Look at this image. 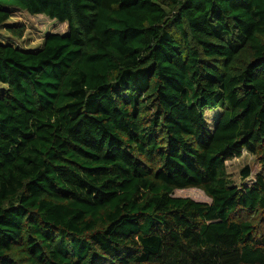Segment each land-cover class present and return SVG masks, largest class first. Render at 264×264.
Masks as SVG:
<instances>
[{
    "label": "trees",
    "instance_id": "trees-1",
    "mask_svg": "<svg viewBox=\"0 0 264 264\" xmlns=\"http://www.w3.org/2000/svg\"><path fill=\"white\" fill-rule=\"evenodd\" d=\"M16 11L67 31L0 41V264H264V175L226 172L264 165V0H0L22 39Z\"/></svg>",
    "mask_w": 264,
    "mask_h": 264
},
{
    "label": "rangeland",
    "instance_id": "rangeland-1",
    "mask_svg": "<svg viewBox=\"0 0 264 264\" xmlns=\"http://www.w3.org/2000/svg\"><path fill=\"white\" fill-rule=\"evenodd\" d=\"M8 24L23 26L25 28L22 39L15 38L7 32L6 28L0 29V41H9L15 46L26 50H34L40 47L44 37L50 33L65 34L67 25L60 24L55 20H50L43 15H29L26 12L16 11L12 13ZM1 88V85H0ZM245 167L249 169V176L243 178L241 170ZM226 172L230 180L238 187L253 183L255 176L259 173L264 175V165L262 158L243 151L240 158L226 162ZM174 196L190 198L197 202L209 203L210 200L202 191L198 189H183L174 191Z\"/></svg>",
    "mask_w": 264,
    "mask_h": 264
}]
</instances>
